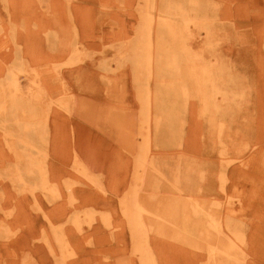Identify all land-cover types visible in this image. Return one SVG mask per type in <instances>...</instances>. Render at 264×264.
I'll use <instances>...</instances> for the list:
<instances>
[{"label":"rangeland","instance_id":"374dc122","mask_svg":"<svg viewBox=\"0 0 264 264\" xmlns=\"http://www.w3.org/2000/svg\"><path fill=\"white\" fill-rule=\"evenodd\" d=\"M145 248L264 264V0H0V264Z\"/></svg>","mask_w":264,"mask_h":264},{"label":"bare ground","instance_id":"6f19581e","mask_svg":"<svg viewBox=\"0 0 264 264\" xmlns=\"http://www.w3.org/2000/svg\"><path fill=\"white\" fill-rule=\"evenodd\" d=\"M179 10V9H178ZM181 14V13H180ZM183 16V15H182ZM180 19V18H179ZM186 22V21H185ZM184 22V23H185ZM148 23V22H147ZM170 23V22H169ZM160 24V23H159ZM166 24V23H165ZM192 24V23H191ZM150 25H149V23H148V27H149ZM166 26V25H165ZM164 25H163V27H165ZM176 27V26H175ZM174 27V28H175ZM150 28V27H149ZM162 28V27H161ZM166 28V27H165ZM170 28V27H169ZM146 30V29H145ZM171 32V31H170ZM175 32H176V30H175ZM166 33V32H165ZM171 34H172V32H171ZM166 37H167V35H166ZM218 42V41H217ZM215 43V42H214ZM165 46V45H164ZM177 50H179V49H177ZM179 51H181V48H180V50ZM178 51V52H179ZM142 52H144V51H142ZM144 55H145V52H144ZM148 55V54H147ZM179 55H180V53H179ZM186 56V55H185ZM190 56V55H189ZM141 57H143V54H142V56ZM146 57H148V56H146ZM187 59V58H186ZM145 60V59H144ZM149 60V59H148ZM176 60V59H175ZM188 60V59H187ZM187 60H185V61H187ZM147 61V60H146ZM140 62H141V60H140ZM173 64V63H172ZM169 65V64H168ZM196 65V64H195ZM171 69V68H170ZM174 69H176V67L174 68ZM150 70V69H149ZM163 71V70H162ZM203 71H205V70H203ZM10 72V71H9ZM170 72V71H169ZM148 73V72H147ZM191 73V72H190ZM205 73V72H204ZM207 73V72H206ZM149 74V73H148ZM147 74V75H148ZM193 74V73H192ZM169 75V74H168ZM13 78L15 79V77H13L12 76V79H11V81H9V82H13ZM202 78V77H201ZM177 79V78H176ZM203 79V78H202ZM205 79V78H204ZM208 79V78H207ZM196 80V79H195ZM176 81V80H175ZM206 81V80H205ZM145 84V83H144ZM148 85V84H147ZM210 86H211V84H210ZM212 86H214V85H212ZM215 87V86H214ZM216 88V87H215ZM185 89V88H184ZM198 89H200V88H198ZM210 89H211V87H210ZM186 90V89H185ZM195 90V89H194ZM195 91H197V90H195ZM186 92V91H185ZM214 92H215V90H214ZM146 93H147V91H146ZM212 93V92H211ZM184 94V93H183ZM187 95V94H186ZM144 96H145V94H144ZM149 96V95H148ZM211 98V97H210ZM146 99H147V97H146ZM223 99V98H222ZM187 100V99H186ZM202 100H203V98H202ZM208 101V100H207ZM206 100H205V102H207ZM225 101V100H224ZM146 104H148V103H146ZM143 105H145V104H143ZM147 106V105H146ZM146 109H147V107H146ZM144 112H146V111H144ZM147 113V112H146ZM143 115H146L145 113H142ZM148 114V113H147ZM145 117H147V116H145ZM147 118H145V120H146ZM157 127V126H156ZM146 150L148 151V147L146 148ZM142 151V150H141ZM146 151V152H147ZM145 153V152H144ZM35 158V157H34ZM37 159V158H36ZM35 159V160H36ZM37 162H39V161H37ZM38 168V167H37ZM36 168V169H37ZM137 173H139V172H137ZM40 175V174H39ZM136 175V174H135ZM139 175H140V173H139ZM43 176V175H42ZM137 176H138V174H137ZM136 176V177H137ZM44 177V176H43ZM42 177V178H43ZM139 177V176H138ZM21 179V178H20ZM22 180V179H21ZM23 181V180H22ZM67 185H69V184H67ZM66 185V186H67ZM136 185V184H135ZM222 185V184H221ZM39 186V185H38ZM43 186H44V184H43ZM175 187V186H174ZM34 188V187H33ZM48 188V187H47ZM44 189V188H43ZM46 190V189H45ZM58 192V191H57ZM129 199V198H128ZM124 203V202H123ZM139 203V202H138ZM125 207V206H124ZM129 207V206H128ZM141 206L139 205V206H137V207H135L136 209V214H134V218H133V222L134 223H132V229L134 230V231H136L137 233L140 231V230H143V228H144V226H145V223H144V221H143V217H142V215H141V212H142V209H143V207H141ZM127 208V207H126ZM202 209V208H201ZM130 211L131 209H127L126 210V212L127 211ZM123 212H124V209H123ZM145 212V211H144ZM208 212V211H207ZM209 214V213H208ZM211 214V213H210ZM209 214V215H210ZM210 218H211V215H210ZM228 218V217H227ZM231 218H229V220H230ZM214 221H215V219H214ZM218 221V220H217ZM211 222H212V220H211ZM217 223V222H216ZM220 224V223H219ZM218 224V225H219ZM226 224H228V223H226ZM230 224V223H229ZM214 225H216L215 223H214ZM213 225V226H214ZM227 227V226H226ZM231 227V226H230ZM219 228V227H218ZM146 233V232H145ZM239 234H242V233H240L239 232ZM236 237L238 236V234H236L235 235ZM238 237H240V236H238ZM227 238H229V240H227L226 241V246H225V248L223 249V251H224V253H226V255H229V248H235L236 247V243L238 242L236 239L237 238H235V237H227ZM226 238V239H227ZM143 240V239H142ZM241 242V241H240ZM65 243V242H64ZM63 243V244H64ZM144 243H146V241H144ZM66 245V244H65ZM49 247V246H48ZM136 249V248H135ZM218 252V251H217ZM151 254V253H150ZM215 254V253H214ZM218 255H219V253H218ZM140 256H142L141 257V259L143 260L142 261V263H144V264H155L154 263V261L155 260H153L154 258H151L150 257V255H149V252H148V250L145 248L143 251H142V254L140 255ZM151 259H152V262H150L151 261ZM225 259V258H224Z\"/></svg>","mask_w":264,"mask_h":264}]
</instances>
